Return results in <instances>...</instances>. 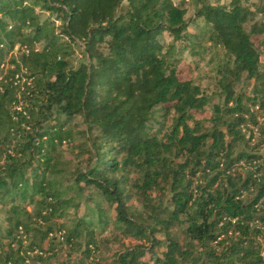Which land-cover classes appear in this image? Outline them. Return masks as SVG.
<instances>
[{"label":"trees","instance_id":"trees-1","mask_svg":"<svg viewBox=\"0 0 264 264\" xmlns=\"http://www.w3.org/2000/svg\"><path fill=\"white\" fill-rule=\"evenodd\" d=\"M190 2L186 17L185 0H0V264H53L58 234L87 264L100 224L135 242L110 264H264V155L240 149L250 107L264 112V4ZM184 52L215 63L208 126Z\"/></svg>","mask_w":264,"mask_h":264},{"label":"rangeland","instance_id":"rangeland-1","mask_svg":"<svg viewBox=\"0 0 264 264\" xmlns=\"http://www.w3.org/2000/svg\"><path fill=\"white\" fill-rule=\"evenodd\" d=\"M174 3H180L182 0H172ZM188 6V12L186 17L192 16L195 13V8L191 5L190 0H185ZM249 6L253 4L254 6L251 7L253 11H256L257 8L259 9L258 6L264 4V0H248ZM229 0H225L224 3H228ZM46 15V14H45ZM44 16V15H43ZM47 16V15H46ZM55 20V17H52ZM262 20L264 21V14L258 13L253 21L257 20ZM59 23L57 22V25ZM251 23H248L245 26V29L248 31L249 25ZM191 32L193 31L192 28L189 29ZM59 30H57L58 32ZM166 35V34H165ZM166 40L168 41V37H166ZM36 49H40L41 45L37 44ZM263 49V48H260ZM17 48L14 50L13 54L16 53ZM76 55L79 52L75 48ZM263 51V50H262ZM263 53V52H262ZM210 57V54H206L204 56V59L201 57H191L187 52L183 53V59L182 62L179 64V70L182 72L181 73V78L183 80H193L197 85L200 86L201 91L203 95L211 98V102L208 105L207 111L204 115L198 116L199 119H204V121H209L210 117H212L213 113V105L217 104L219 99V78L215 73V68L213 64H208V59ZM262 59L264 60V53L262 56ZM5 63V62H4ZM252 83V81H251ZM253 84H245L244 82H241L237 87L235 88L236 93H249L250 89L252 88ZM250 113L252 114V117L248 114L245 116L246 123L240 127L241 129V134L245 137V139L250 140L247 144L242 143L240 144V149H244L246 151H250L255 149V146H259V149L264 155V134H261L263 128H264V112L259 110L258 104L255 106L250 107ZM160 120V119H158ZM169 124V122H167ZM76 127L81 128L82 125L80 123L74 124ZM209 124L206 122L205 126H208ZM74 145H76V142H74L72 145L70 144H63L61 147V150L63 152V156L68 160L73 158V154L76 153V149H74ZM251 149H249V148ZM261 175V172L258 174ZM246 195V194H245ZM247 196V195H246ZM83 200V199H82ZM91 203L87 204H82L81 208L79 209L78 215H82L84 213V209L87 208L88 205ZM23 206H26L29 211L32 210L31 205H27V201L23 203ZM63 218H56L53 219L52 223H56L57 227L55 231L57 232L56 235L61 232L64 233L63 229H60V225L63 223L69 225L70 219L73 217L72 210H69L67 214H65ZM0 219L2 220L3 216L0 215ZM46 226H44L42 229H45ZM59 228V229H58ZM257 228L261 229V226L259 225ZM96 230V239H97V244L98 248L95 250V252L92 254V257L90 258V262L88 261L87 264L91 263V260L94 259L97 263L100 264H110L112 261V255L117 251L118 247H120V243L126 245V246H131L134 245L135 242L132 239H123V238H117L116 234L113 231V226L110 225L107 228L103 229V226L100 224ZM5 235V225L2 223V228L0 229V239H3V241H6L4 238ZM62 235V234H61ZM31 236H34V233H31L29 235V238ZM36 237H38V234H36ZM58 237V238H57ZM28 236L24 239L23 245L26 246L29 243ZM160 238V236H158ZM63 236H58L52 238V239H46L43 244V250L45 251L43 254V257H49L52 253L55 254V256L50 260L51 263L53 264H59V263H64V264H72L73 262L76 261V259L80 256V252L77 250H71L70 247H67V245L62 244L64 243ZM113 239H118L119 242L113 240ZM108 240V242H107ZM82 241V240H81ZM6 243V242H4ZM84 243V242H82ZM256 244L259 246V254L260 257L264 256V236H258V239L256 240ZM37 250V249H36ZM38 251V250H37ZM34 254V252H33ZM31 253V256H33ZM149 256L145 257L142 259V261H148ZM149 264H154L153 261H149Z\"/></svg>","mask_w":264,"mask_h":264},{"label":"built area","instance_id":"built-area-1","mask_svg":"<svg viewBox=\"0 0 264 264\" xmlns=\"http://www.w3.org/2000/svg\"><path fill=\"white\" fill-rule=\"evenodd\" d=\"M257 227H258V226H257ZM261 230H262V235L264 236V228L261 227ZM53 235H54V234H50L49 236H50V237H53ZM59 235L61 236V234H59ZM35 253H37V252H35Z\"/></svg>","mask_w":264,"mask_h":264}]
</instances>
